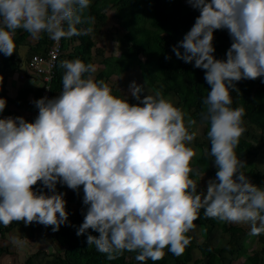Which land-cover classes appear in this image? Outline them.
Listing matches in <instances>:
<instances>
[{
	"label": "clouds",
	"instance_id": "9594fccd",
	"mask_svg": "<svg viewBox=\"0 0 264 264\" xmlns=\"http://www.w3.org/2000/svg\"><path fill=\"white\" fill-rule=\"evenodd\" d=\"M185 2L199 15L171 51L203 70L210 87L201 119L217 170L206 190L191 178L194 119L186 123L187 114L159 90L141 97L144 87L135 81L129 92L138 103H129L89 75L96 71L91 63L63 60L62 90L31 101L38 109L33 121L2 116L7 100L0 97V224L38 223L53 232L71 226L60 185L77 195L82 188L76 235H86L87 245L110 261L126 251L137 253L140 264L162 260L166 248L182 255L201 210L209 219L247 225L250 236L264 234V187L241 171L246 164L235 151L247 131L245 109L231 106L239 81L264 78V0ZM90 6L91 0H0V53L12 56L17 30L55 42L92 34ZM219 30L231 40L224 59L214 55Z\"/></svg>",
	"mask_w": 264,
	"mask_h": 264
},
{
	"label": "trees",
	"instance_id": "16d2710c",
	"mask_svg": "<svg viewBox=\"0 0 264 264\" xmlns=\"http://www.w3.org/2000/svg\"><path fill=\"white\" fill-rule=\"evenodd\" d=\"M109 8L113 9L112 17L124 28L123 38L126 46L120 55H105L103 51L105 39L98 41V44L96 41L91 40L90 35L62 38L59 42V54L54 59L52 66L48 68L51 80L47 82L43 80L44 73H37L29 67L33 55L37 54L46 58L50 46L54 43L47 34H41V38L27 45V49L32 50V52L25 59L24 65L28 72L26 74L38 78L40 87L31 88L23 83L12 96L15 86L11 77L18 76L21 73L19 58H16L14 52L11 57H4L0 53V75L4 78L3 86L0 88V97L7 100V107L2 116H21L15 115L13 110L18 109L20 112L24 108H30L31 101L39 99L45 85L49 86L51 97L58 95L62 90V75L64 72L60 67V62L79 58L84 63L93 65L91 54L95 53L102 58V69L94 76L95 80H103L108 84V80L112 75L119 76L136 66L145 85L151 88L153 92L159 90L163 97L172 93L177 98L176 107L187 114L185 117L186 123L188 117L194 119L196 123L192 126H203L202 134L207 138L206 133L209 126L202 121L201 114L205 111L202 98L207 95V91H210V87L204 80V72L201 69L194 68L192 64H186L177 59L171 51L172 46L177 44L193 25L199 12L192 9L185 0H91V6L85 14L94 16L95 23L102 25L107 23L109 19L106 12ZM82 26L87 27V25H77V29H82ZM91 26L93 27V25ZM225 32L226 30L215 31L214 37ZM28 37H30V34L26 31L17 30L14 37L17 47L19 48L24 44ZM213 44L216 49L215 57L224 59L225 52L230 47L229 44L227 42L218 43L215 40ZM141 55L145 56V59H141ZM165 55L170 56L171 59L165 60ZM44 67H46V64ZM262 79L264 78L239 81L236 85L239 92H231L233 100L231 106L233 108L243 107L246 113L243 117L244 122L254 124L264 131V83L261 82ZM111 89L112 93L117 95L118 91L114 88ZM29 96L32 99H29ZM34 110L33 105L29 117H24L27 121L34 118ZM262 140H264L263 137ZM197 146L200 148L201 144ZM208 148H210L209 141L193 163L197 167V174L202 173L215 177L216 167H212L214 165L213 157L207 154L206 150ZM235 151L241 160L249 153L254 154L256 152L252 149L250 142L241 138ZM241 171L248 176L253 184L263 187L264 173L254 170L252 163H247ZM197 174L192 173L191 178L197 177ZM60 192L66 194L64 199L67 201L66 211L69 212L68 219L71 226H61L59 231L53 232L51 226L39 225L42 231L52 236L53 247L57 246L56 251L51 250L52 255L55 256V264H128L127 254L137 253L126 251L122 256L110 261L107 260L105 254L98 252L95 246L87 245L86 235L77 237L76 230L83 221L82 188L79 195L70 189L64 190V188ZM194 223L201 227V235L204 241L197 243L195 237L187 233L191 237V243L182 255L175 256L165 249V256L162 260L156 262L148 260L146 264H170L171 262L185 264L189 261L192 262L191 264H222V253L225 247H211L207 244V235L219 226L223 232L234 237L238 232L237 226L206 218L203 216V210H201L200 218ZM12 225L13 223L5 227L0 224V236L4 235ZM89 232L94 236L99 235L91 230ZM194 249H197L204 256V259L192 260ZM246 251H248V248L243 244L239 245L236 250L239 254H247L244 264L256 263L258 255L255 253L248 255V253H245ZM229 252H233L232 247L229 248Z\"/></svg>",
	"mask_w": 264,
	"mask_h": 264
},
{
	"label": "rangeland",
	"instance_id": "374dc122",
	"mask_svg": "<svg viewBox=\"0 0 264 264\" xmlns=\"http://www.w3.org/2000/svg\"><path fill=\"white\" fill-rule=\"evenodd\" d=\"M106 12L109 16V19L107 23H105V25L99 28L97 33L103 35L101 39L106 40L105 43H103V51L105 55H120L126 46L125 40L123 38L124 28L117 20L112 17V8L107 9ZM214 40L218 43L227 42L229 46L231 44V40L227 31L221 35L215 36ZM140 58L145 59V56L141 55ZM133 81H135L137 85H141L144 87V91L140 94L141 97L147 94H154L151 88L145 85V82L140 75L139 69L136 66L119 76L112 75L108 80V84L110 88H114L118 91L116 96H120L122 98L127 97L129 103L135 104L138 102L131 97L129 92V85ZM159 88L161 89V87ZM164 98L166 100H169L171 103H173L174 106H176L177 98L172 93L165 96ZM244 126L246 127L247 131L241 138L249 141L252 149L256 150V152L254 154L249 153L248 155L244 156L242 158V161H244L246 165L247 163H252L254 170L260 173H264V140H262V137L264 138V131L248 122H246ZM202 129L203 126H191L189 128L190 132L195 133V140L189 146L192 147L197 153V155L191 161L193 174H197V167L193 162L198 158L201 151H203V148L206 147L208 143V139L202 134ZM198 144H201L200 148H198ZM212 167H215V165H213ZM212 178L214 177L202 173L197 174V177H192V179L198 184V191L206 190L207 181ZM262 184L264 187V181L262 182ZM229 225L237 226L238 228V232L234 237H231L230 234L223 232L219 226L215 227L214 230L207 235V244H209L211 247H225V250L222 253V264H244L245 254H239L238 252H236L238 246L241 244L249 249V251H246L245 253H248V255H251V253H255L258 255V257L261 258V260L257 264H264V258H262L264 255V239H262L264 237V234L260 236H250L249 227L247 225ZM201 230V227L196 224L195 229L191 230L188 234L195 237V241L197 243H201L202 241H204L201 235ZM230 247L233 248V252L231 253L229 252ZM135 256L136 254H127L128 264H140V262L135 259ZM199 258L204 259L199 251L197 249H194L192 251V260ZM191 263L192 262L189 261L185 264ZM170 264L174 263L171 262Z\"/></svg>",
	"mask_w": 264,
	"mask_h": 264
},
{
	"label": "crops",
	"instance_id": "0c3cea01",
	"mask_svg": "<svg viewBox=\"0 0 264 264\" xmlns=\"http://www.w3.org/2000/svg\"><path fill=\"white\" fill-rule=\"evenodd\" d=\"M103 25L105 24L97 25L95 23L93 25L94 31L90 34L92 41H96L97 43L101 41L103 35L97 32ZM36 40L37 39H33L30 35V37L24 41V44L19 48L17 47L14 51L16 58H19L21 73L18 76L15 75L11 77L15 86V89L12 91V96L15 94L16 89L21 87L23 83L25 86L31 88L40 87L38 78L31 74H26L28 72L24 66L25 59H27L32 52V50L27 49V45L32 44L33 41ZM91 58L93 60V65L96 67V71L95 73H90V76L94 78L96 73L102 69V65L100 64L102 58L95 53L91 54ZM29 99H32L31 96H29ZM30 105L32 107L33 103H30ZM31 107L24 108L20 112L18 109H15L13 112L15 115H21L27 118L30 115ZM9 109H11V107H9ZM63 188L64 190L68 189L66 186L57 185V191ZM39 225L38 223H33L25 226L22 221L17 224L13 222L11 228L5 232L4 235L0 236V264H55V256L52 255L53 252H51V250L53 249L52 251H56L55 249L57 247H53L52 236L42 231ZM246 256L247 254H245V259ZM262 258H264V255ZM260 260L261 258L258 257L257 262L254 264H257Z\"/></svg>",
	"mask_w": 264,
	"mask_h": 264
},
{
	"label": "built area",
	"instance_id": "2783aa9c",
	"mask_svg": "<svg viewBox=\"0 0 264 264\" xmlns=\"http://www.w3.org/2000/svg\"><path fill=\"white\" fill-rule=\"evenodd\" d=\"M60 42V41H59ZM59 42H55L52 43V45L50 46V49L47 53V57H43L40 55H33L30 59L29 62V67L31 69H33L35 72L37 73H44L45 75L43 76V80L49 82L51 80V74L49 73V67L52 66V63H54V59L57 57V55L59 54L58 48H59ZM46 64V67H44V65ZM51 97V93H50V88L48 85H45V88L42 90V95L39 97ZM38 113V109L35 108L34 110V118ZM31 119L29 122L34 120Z\"/></svg>",
	"mask_w": 264,
	"mask_h": 264
}]
</instances>
